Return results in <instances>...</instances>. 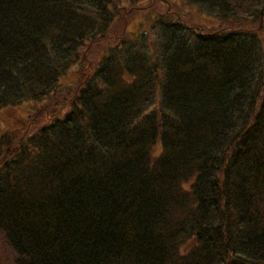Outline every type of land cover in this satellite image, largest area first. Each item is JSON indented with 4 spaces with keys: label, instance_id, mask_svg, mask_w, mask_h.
<instances>
[{
    "label": "trees",
    "instance_id": "1",
    "mask_svg": "<svg viewBox=\"0 0 264 264\" xmlns=\"http://www.w3.org/2000/svg\"><path fill=\"white\" fill-rule=\"evenodd\" d=\"M140 1L0 0V236L17 264H264V26Z\"/></svg>",
    "mask_w": 264,
    "mask_h": 264
},
{
    "label": "rangeland",
    "instance_id": "2",
    "mask_svg": "<svg viewBox=\"0 0 264 264\" xmlns=\"http://www.w3.org/2000/svg\"><path fill=\"white\" fill-rule=\"evenodd\" d=\"M151 0H141L140 4L138 6L142 7L143 5H147L150 3ZM157 2V9L159 10H164L168 6H170L173 10L177 9L179 10L183 15L185 13L187 14L186 18H188L189 22H191L194 25H199L202 29H207L211 28V26H214L213 28H218V26H226L228 24H232L233 26L238 27L240 26H245V27H254L258 28L259 25L264 26V11L261 12L260 18L258 19H247L246 17H239V18H232L231 20L228 21H223L222 19H212L210 17H204L202 14H200L198 11L195 10V7H192L191 5L186 4L182 0H178V4H172L174 1L173 0H168L167 1H161L158 0ZM150 18V15H138L133 21V26L140 27V28H145L147 29L148 23L147 19ZM263 37H264V30H263ZM101 51L99 50H93L91 55L93 57L95 56H100L99 54ZM69 82V80H68ZM159 103L155 105V107L151 108V110H159ZM19 112L22 113L21 109H18ZM13 112L12 109H8L6 111V116L8 113ZM66 112V111H65ZM64 113V112H63ZM12 116V115H9ZM46 120H43L40 125L46 123ZM16 257L17 254L14 251V249L11 248L9 245V242L5 240L4 236L1 234L0 236V264H17L16 262Z\"/></svg>",
    "mask_w": 264,
    "mask_h": 264
}]
</instances>
